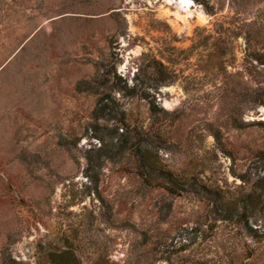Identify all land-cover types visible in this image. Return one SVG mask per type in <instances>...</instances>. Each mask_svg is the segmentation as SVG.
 <instances>
[{"label":"rangeland","instance_id":"obj_1","mask_svg":"<svg viewBox=\"0 0 264 264\" xmlns=\"http://www.w3.org/2000/svg\"><path fill=\"white\" fill-rule=\"evenodd\" d=\"M251 19L264 0H0V264H264V106L224 90Z\"/></svg>","mask_w":264,"mask_h":264},{"label":"trees","instance_id":"obj_2","mask_svg":"<svg viewBox=\"0 0 264 264\" xmlns=\"http://www.w3.org/2000/svg\"><path fill=\"white\" fill-rule=\"evenodd\" d=\"M227 31L230 33L231 39L233 38L236 40L238 37H242L244 40V47L241 49L242 58L237 67L239 70L230 74L233 80L224 83V90L232 92L238 99L250 101L253 104H262L264 106V24L258 20L251 19L235 23L234 28ZM218 41L219 47L222 46L220 50L224 51L223 45H225V41L221 40V37ZM160 66L163 67L162 64H160ZM160 71H162V69ZM242 77L245 80L242 81ZM155 108L156 105L150 104V109L152 111H154ZM232 110L233 124L237 126V117L234 113H237L238 110ZM259 123L264 124V121H259ZM211 134L216 143L223 149L220 131L212 130ZM168 172L171 173V171ZM213 201L215 211H217L222 218L230 219L238 215V213L233 212L234 209L230 207V202L228 201V204H226L219 195H217ZM243 202L252 205L254 208L258 200L253 194L248 193L246 200ZM249 229L253 230V228ZM52 264H55V262L52 261Z\"/></svg>","mask_w":264,"mask_h":264}]
</instances>
